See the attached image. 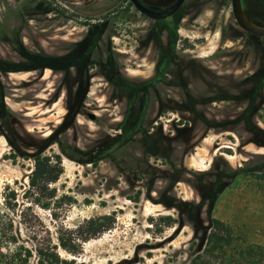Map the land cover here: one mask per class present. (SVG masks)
I'll return each mask as SVG.
<instances>
[{
    "label": "flooded vegetation",
    "instance_id": "flooded-vegetation-1",
    "mask_svg": "<svg viewBox=\"0 0 264 264\" xmlns=\"http://www.w3.org/2000/svg\"><path fill=\"white\" fill-rule=\"evenodd\" d=\"M174 1L0 0L1 157L30 162L27 190L43 208L70 203L56 201L65 157L87 178V199H144L173 233L189 227L197 249L224 186L264 178V35L234 19L210 54L179 46V23L225 0H183L164 18L143 10ZM252 6L242 3L264 24V0ZM123 23L134 29L121 45ZM212 131L230 133V144L191 163Z\"/></svg>",
    "mask_w": 264,
    "mask_h": 264
},
{
    "label": "rangeland",
    "instance_id": "rangeland-1",
    "mask_svg": "<svg viewBox=\"0 0 264 264\" xmlns=\"http://www.w3.org/2000/svg\"><path fill=\"white\" fill-rule=\"evenodd\" d=\"M255 1L242 0V3L252 11V2ZM199 13V16L179 23V46L191 50L204 48L205 53L210 54L219 46L217 38L220 30H237L231 5L227 0L222 6L213 2ZM133 24H121L123 37L115 41L125 44L133 32ZM214 61V56L210 55L206 63ZM230 139V133L212 131L197 146L195 153L190 152L188 159L191 163L196 160L207 162L214 147L229 145ZM4 152H8L7 147L0 138L1 251L19 250L21 245L30 249V245H33L28 257L29 264L33 257L38 264L41 259L43 264H49L43 256H35V248L53 252L60 259L72 260L77 264H193L198 260L196 254L203 256L202 250L207 247L208 240L201 242L197 249L195 245L191 246L194 238L191 229L185 227L173 233L172 227L160 220L164 216L163 210L144 199L129 201L119 192L112 194V191V195L104 199V206L99 204L102 199H87V189L82 185L87 178L83 177L80 181L75 170L78 167L65 157H62L64 173L56 185V201L62 196H69L70 203L50 200L48 208L35 204L33 201L39 197L38 190H27L26 174L30 168L27 164L30 162L21 165L19 158L11 160L1 157ZM40 202L47 203L46 196ZM212 217L231 227L236 243L242 240L264 246V178L253 175L234 177L218 194ZM107 223L110 224L108 229L95 237L82 239L81 236L90 232L88 228H101ZM67 235L77 245L76 252L60 245L59 239Z\"/></svg>",
    "mask_w": 264,
    "mask_h": 264
},
{
    "label": "trees",
    "instance_id": "trees-1",
    "mask_svg": "<svg viewBox=\"0 0 264 264\" xmlns=\"http://www.w3.org/2000/svg\"><path fill=\"white\" fill-rule=\"evenodd\" d=\"M213 229L208 237V245L203 250V256L198 255L193 264H264V246L260 244L247 243L240 240L236 243L232 238L231 227L223 222L215 220ZM110 224H106L99 228H88V234L81 236L83 240L95 237L97 234L108 229ZM60 245L71 252H76L78 247L71 242V238L67 235L59 239ZM36 250V257L43 256L49 264H77L70 260H62L53 252ZM31 248H24L22 245L19 250L6 251L0 250V264H29L28 257L31 255ZM37 262V263H36ZM30 264H38L33 257ZM39 264H43V260H39Z\"/></svg>",
    "mask_w": 264,
    "mask_h": 264
},
{
    "label": "water",
    "instance_id": "water-1",
    "mask_svg": "<svg viewBox=\"0 0 264 264\" xmlns=\"http://www.w3.org/2000/svg\"><path fill=\"white\" fill-rule=\"evenodd\" d=\"M182 1L183 0H175L172 4L167 7L154 8V10L150 12L145 9L143 10L148 12L155 18H164L173 13L179 7ZM231 7L234 19L241 28L249 32L264 35V24L256 23L249 18V16L242 7L241 0H231ZM30 247L33 248V245H30Z\"/></svg>",
    "mask_w": 264,
    "mask_h": 264
}]
</instances>
